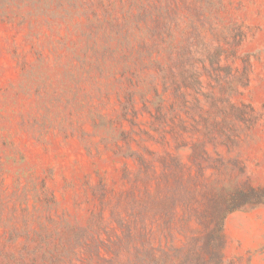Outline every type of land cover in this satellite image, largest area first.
Listing matches in <instances>:
<instances>
[{"label": "rangeland", "instance_id": "374dc122", "mask_svg": "<svg viewBox=\"0 0 264 264\" xmlns=\"http://www.w3.org/2000/svg\"><path fill=\"white\" fill-rule=\"evenodd\" d=\"M239 192L264 264V0H0V264H188Z\"/></svg>", "mask_w": 264, "mask_h": 264}, {"label": "trees", "instance_id": "16d2710c", "mask_svg": "<svg viewBox=\"0 0 264 264\" xmlns=\"http://www.w3.org/2000/svg\"><path fill=\"white\" fill-rule=\"evenodd\" d=\"M253 192L251 193V195ZM253 196V195H252ZM248 198V194L237 193L233 195L227 204L231 207L223 214H219L217 208L211 212L212 228L205 234L202 239L195 240L189 248L186 256L188 264H226L224 257V237L223 226L224 220L228 213L239 210L241 206L247 204H257ZM229 263V262H228ZM230 264V263H229Z\"/></svg>", "mask_w": 264, "mask_h": 264}]
</instances>
